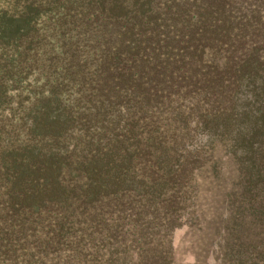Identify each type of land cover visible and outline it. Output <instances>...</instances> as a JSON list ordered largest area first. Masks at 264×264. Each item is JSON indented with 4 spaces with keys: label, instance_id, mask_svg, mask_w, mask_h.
<instances>
[{
    "label": "trees",
    "instance_id": "1",
    "mask_svg": "<svg viewBox=\"0 0 264 264\" xmlns=\"http://www.w3.org/2000/svg\"><path fill=\"white\" fill-rule=\"evenodd\" d=\"M219 145L264 180V0H0V264H173ZM242 208L221 263L264 264Z\"/></svg>",
    "mask_w": 264,
    "mask_h": 264
},
{
    "label": "rangeland",
    "instance_id": "2",
    "mask_svg": "<svg viewBox=\"0 0 264 264\" xmlns=\"http://www.w3.org/2000/svg\"><path fill=\"white\" fill-rule=\"evenodd\" d=\"M199 141L204 143L205 140ZM215 152L220 164L216 174L206 171L208 165L203 166V171L196 173L191 181L197 189L196 196L191 194L186 200L181 198L182 204L177 207L181 209V214L194 212L199 217L198 222L204 230H200L199 226L185 225L175 229L170 240V257L173 259V264H222L223 253L219 249L222 242L220 235L224 237L225 233L223 234L221 230V234L216 236L215 225L224 221L231 213L238 212L243 202L245 207L242 209L262 207L261 209L264 210V180L251 177L248 170H243L242 175L239 176L238 162L231 155L226 154L224 146L219 145ZM230 193H234L235 203H232V200L228 203L226 194ZM239 204L241 208L235 211L239 208ZM245 217L246 226L242 241L246 244L257 242L254 240L258 239L259 228L251 223L253 220L251 216L246 214ZM261 238L264 240V236H259L258 240Z\"/></svg>",
    "mask_w": 264,
    "mask_h": 264
}]
</instances>
